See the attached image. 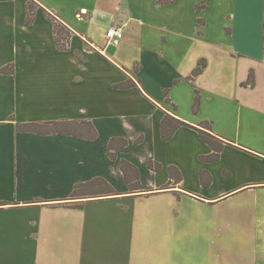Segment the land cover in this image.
<instances>
[{
  "label": "crops",
  "instance_id": "1",
  "mask_svg": "<svg viewBox=\"0 0 264 264\" xmlns=\"http://www.w3.org/2000/svg\"><path fill=\"white\" fill-rule=\"evenodd\" d=\"M159 1L0 0V264H264V0ZM167 115L189 126L163 141ZM46 122L98 135L21 129ZM112 139L128 142L116 159ZM97 178L117 195L71 199Z\"/></svg>",
  "mask_w": 264,
  "mask_h": 264
},
{
  "label": "trees",
  "instance_id": "2",
  "mask_svg": "<svg viewBox=\"0 0 264 264\" xmlns=\"http://www.w3.org/2000/svg\"><path fill=\"white\" fill-rule=\"evenodd\" d=\"M177 0H160L159 4L164 5L172 3ZM35 19V5L33 3L28 4V18L27 24H31ZM54 22V33L56 38L57 47L59 50L66 51L69 49L71 32L58 20L53 19ZM205 67V63L201 62L199 67L195 70L193 76H196L201 73L202 69ZM2 72L12 73L13 69H4ZM255 79L254 75L251 73L250 77L245 84L246 86H254ZM135 86V83L132 80H129L125 83L117 85V88H129ZM200 107V94L197 93L196 100L193 106V111L197 113ZM184 126H189L188 124L178 120L177 118L167 115L161 125V133L163 141H170L174 136L175 132ZM203 130L201 128L196 129L201 139L207 143L212 149L213 153L207 157H202V161L205 162H216L220 158V154L224 149V142L213 135L212 125L208 122H204ZM22 130L28 132H35L40 134H55V133H66L70 135L81 136V131H87L86 133L90 138L97 137L98 133L90 123H71V122H46L39 124H27L21 127ZM128 146V142L124 139H112L109 144L110 157L116 159L115 151L123 149ZM119 167L124 174L126 183L131 191V193H141L144 191L143 186L140 183L139 171L138 169L130 164L129 162L122 160L119 163ZM149 168L151 170H159L160 166L154 164L153 162L149 163ZM173 169L170 168V174L174 179ZM207 185V184H206ZM105 189V191L100 192L97 189ZM117 195L114 188L104 179L97 178L91 182L77 185L71 195L72 200H78L82 198H98L106 196ZM74 207H79V205H72Z\"/></svg>",
  "mask_w": 264,
  "mask_h": 264
},
{
  "label": "built area",
  "instance_id": "3",
  "mask_svg": "<svg viewBox=\"0 0 264 264\" xmlns=\"http://www.w3.org/2000/svg\"><path fill=\"white\" fill-rule=\"evenodd\" d=\"M124 38V31L122 28L111 27L106 31V39L108 45L119 46Z\"/></svg>",
  "mask_w": 264,
  "mask_h": 264
},
{
  "label": "rangeland",
  "instance_id": "4",
  "mask_svg": "<svg viewBox=\"0 0 264 264\" xmlns=\"http://www.w3.org/2000/svg\"><path fill=\"white\" fill-rule=\"evenodd\" d=\"M97 191L103 192L105 191V189L100 188V189H97Z\"/></svg>",
  "mask_w": 264,
  "mask_h": 264
}]
</instances>
